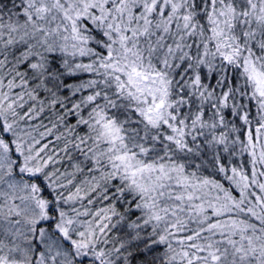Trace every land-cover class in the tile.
<instances>
[{"label": "snow or ice", "instance_id": "snow-or-ice-1", "mask_svg": "<svg viewBox=\"0 0 264 264\" xmlns=\"http://www.w3.org/2000/svg\"><path fill=\"white\" fill-rule=\"evenodd\" d=\"M0 264H264V0H0Z\"/></svg>", "mask_w": 264, "mask_h": 264}]
</instances>
